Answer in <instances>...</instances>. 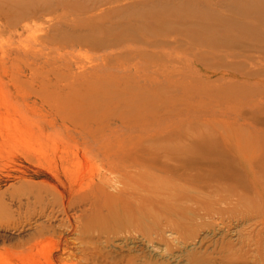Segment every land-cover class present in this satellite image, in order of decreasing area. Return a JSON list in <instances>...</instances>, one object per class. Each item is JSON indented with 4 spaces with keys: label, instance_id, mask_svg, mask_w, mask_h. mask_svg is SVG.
Listing matches in <instances>:
<instances>
[{
    "label": "rangeland",
    "instance_id": "374dc122",
    "mask_svg": "<svg viewBox=\"0 0 264 264\" xmlns=\"http://www.w3.org/2000/svg\"><path fill=\"white\" fill-rule=\"evenodd\" d=\"M0 264H264V0H0Z\"/></svg>",
    "mask_w": 264,
    "mask_h": 264
},
{
    "label": "bare ground",
    "instance_id": "6f19581e",
    "mask_svg": "<svg viewBox=\"0 0 264 264\" xmlns=\"http://www.w3.org/2000/svg\"><path fill=\"white\" fill-rule=\"evenodd\" d=\"M217 160H214V162H216Z\"/></svg>",
    "mask_w": 264,
    "mask_h": 264
}]
</instances>
